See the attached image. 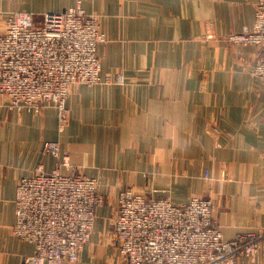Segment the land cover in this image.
Here are the masks:
<instances>
[{
    "label": "crops",
    "instance_id": "1",
    "mask_svg": "<svg viewBox=\"0 0 264 264\" xmlns=\"http://www.w3.org/2000/svg\"><path fill=\"white\" fill-rule=\"evenodd\" d=\"M258 0H0V35L8 12L37 16L78 3L99 19L106 42L97 52L103 74L122 83L72 88L69 123L58 131L52 105L19 110L0 95V264H21L35 252L12 233L17 185L56 158L96 178L105 202L78 263L125 264L113 236L118 196L131 187L151 198L215 201L226 240L264 225V85L249 74L254 46L204 40L251 29ZM239 264H264V254Z\"/></svg>",
    "mask_w": 264,
    "mask_h": 264
},
{
    "label": "built area",
    "instance_id": "2",
    "mask_svg": "<svg viewBox=\"0 0 264 264\" xmlns=\"http://www.w3.org/2000/svg\"><path fill=\"white\" fill-rule=\"evenodd\" d=\"M202 38L256 47L249 74L264 85V0L256 2L251 29L218 35L207 24ZM105 42L98 17L79 3L39 16L8 12L0 35V95L19 110L40 112L43 105H52L58 111V131L64 132L72 88L123 82L120 76L102 73L97 49ZM43 150L56 158L55 169L47 172L38 166L16 189L12 233L35 246L21 264L78 263L105 199L96 178L61 172L62 166L72 165L67 155L62 158L59 142L46 141ZM215 211L208 196L177 204L124 187L112 226L119 255L125 264H239L264 254V225L226 240Z\"/></svg>",
    "mask_w": 264,
    "mask_h": 264
},
{
    "label": "rangeland",
    "instance_id": "3",
    "mask_svg": "<svg viewBox=\"0 0 264 264\" xmlns=\"http://www.w3.org/2000/svg\"><path fill=\"white\" fill-rule=\"evenodd\" d=\"M58 122H59V119H58ZM69 122V121H68Z\"/></svg>",
    "mask_w": 264,
    "mask_h": 264
}]
</instances>
